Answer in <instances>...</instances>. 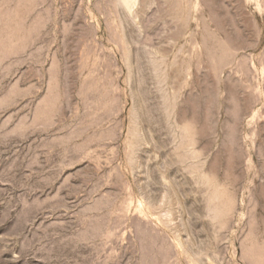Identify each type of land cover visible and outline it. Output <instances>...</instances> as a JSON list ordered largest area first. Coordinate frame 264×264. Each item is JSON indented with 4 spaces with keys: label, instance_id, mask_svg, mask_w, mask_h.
Here are the masks:
<instances>
[{
    "label": "rangeland",
    "instance_id": "374dc122",
    "mask_svg": "<svg viewBox=\"0 0 264 264\" xmlns=\"http://www.w3.org/2000/svg\"><path fill=\"white\" fill-rule=\"evenodd\" d=\"M126 1L0 0V264H264V0Z\"/></svg>",
    "mask_w": 264,
    "mask_h": 264
},
{
    "label": "bare ground",
    "instance_id": "6f19581e",
    "mask_svg": "<svg viewBox=\"0 0 264 264\" xmlns=\"http://www.w3.org/2000/svg\"><path fill=\"white\" fill-rule=\"evenodd\" d=\"M124 1H126V0H124ZM127 1H128V0H127ZM127 1H126V2H127Z\"/></svg>",
    "mask_w": 264,
    "mask_h": 264
}]
</instances>
